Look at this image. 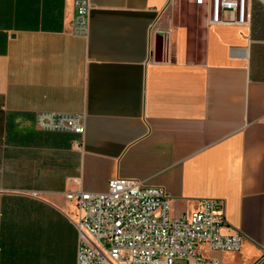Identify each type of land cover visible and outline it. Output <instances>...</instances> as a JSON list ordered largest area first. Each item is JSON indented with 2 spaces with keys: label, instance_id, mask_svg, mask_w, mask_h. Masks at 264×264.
I'll return each mask as SVG.
<instances>
[{
  "label": "crops",
  "instance_id": "obj_1",
  "mask_svg": "<svg viewBox=\"0 0 264 264\" xmlns=\"http://www.w3.org/2000/svg\"><path fill=\"white\" fill-rule=\"evenodd\" d=\"M189 1L196 34L176 0H90L82 35L75 0H0V264H77L67 193L118 176L164 187L172 216L224 201L241 248L176 264H264V0L245 24ZM43 111L85 132L41 129Z\"/></svg>",
  "mask_w": 264,
  "mask_h": 264
},
{
  "label": "built area",
  "instance_id": "obj_2",
  "mask_svg": "<svg viewBox=\"0 0 264 264\" xmlns=\"http://www.w3.org/2000/svg\"><path fill=\"white\" fill-rule=\"evenodd\" d=\"M194 2L208 7L212 23L248 22L247 0ZM91 7L90 0H75L72 32L88 34ZM224 11L234 12L235 19H225ZM85 119L81 114L43 111L36 122L44 130L83 134ZM67 197L78 208L77 264H176L179 259H198L201 244L224 251H238L242 246L241 233L223 232L227 218L222 199L204 198L192 213L172 216L164 187L121 176L111 178L105 191L76 190Z\"/></svg>",
  "mask_w": 264,
  "mask_h": 264
},
{
  "label": "rangeland",
  "instance_id": "obj_3",
  "mask_svg": "<svg viewBox=\"0 0 264 264\" xmlns=\"http://www.w3.org/2000/svg\"><path fill=\"white\" fill-rule=\"evenodd\" d=\"M175 7V21L177 23H182L185 25H190L194 34L195 30V14L197 13V8L189 0H176Z\"/></svg>",
  "mask_w": 264,
  "mask_h": 264
}]
</instances>
